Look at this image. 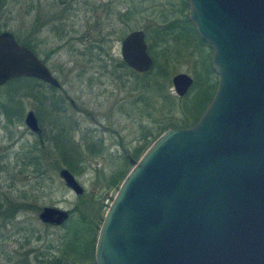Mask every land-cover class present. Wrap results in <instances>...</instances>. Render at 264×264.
Wrapping results in <instances>:
<instances>
[{
    "label": "water",
    "instance_id": "95a60500",
    "mask_svg": "<svg viewBox=\"0 0 264 264\" xmlns=\"http://www.w3.org/2000/svg\"><path fill=\"white\" fill-rule=\"evenodd\" d=\"M187 19L210 49L215 91L195 124L162 132L119 184L99 226L94 264H264V0H186ZM122 62L152 66L141 30L120 42ZM32 77L57 85L9 33L0 34V84ZM183 97L192 85L176 74ZM25 126L39 133L28 113ZM75 196L83 189L61 169ZM68 213L44 207L43 225Z\"/></svg>",
    "mask_w": 264,
    "mask_h": 264
},
{
    "label": "rangeland",
    "instance_id": "374dc122",
    "mask_svg": "<svg viewBox=\"0 0 264 264\" xmlns=\"http://www.w3.org/2000/svg\"><path fill=\"white\" fill-rule=\"evenodd\" d=\"M106 1L110 2L108 7L102 5ZM27 2L1 0L0 29L9 30L18 39L26 40L28 28H36L39 22L42 30L35 41H47V38L44 39L43 28V20L47 15L45 11H48L47 7L50 5V12L62 5L66 14L65 26L73 25L76 27V34L81 36L85 33L86 24L98 27L100 36L96 44L103 46L98 48L96 56L92 50L87 51L95 61L84 69L82 63L85 59L70 57L64 47L57 53L49 54L52 67L60 63L66 71L73 65L70 61H73L85 72L83 76L70 75L65 80L68 99L75 107L72 108L66 101L65 136L64 133L61 134L64 136L61 140L65 152H61V147L52 142L40 147L38 140L26 132L22 120H18L15 126H8V131L0 126V264H56L58 260L64 263L66 261L61 257L65 248L63 238L66 232L62 228L64 223L59 227L41 224L38 220L40 209L52 207L73 216L80 214L89 230L98 229L117 190V185L114 184L116 179L131 168L123 153L128 151L133 154L141 146L143 139L151 140L157 126L176 122L182 115L186 116L182 112V115L179 114L180 107L186 99L188 101L193 98L196 89L189 87L184 97H177L170 80L176 74H185L192 79L193 84L196 68L192 66L193 59L207 56L210 49L202 46L193 50L195 39L189 45H183L185 39L176 42L183 37L181 33L189 26L185 22L188 10L187 6L183 7V0ZM58 2L60 3L57 4ZM54 24H50L53 29ZM135 30L143 31L147 53L155 60V66L161 65L165 57L170 68L168 79L162 80L152 76L153 74L145 80L141 79V83L151 84L143 89L141 85L135 89L139 82L137 78L114 69L120 60L121 39ZM163 34H166L165 41L161 42L159 37ZM186 35L191 37L192 33L188 32ZM99 39H104L107 43H102ZM56 45L57 42L51 38L48 44L40 45L39 57L45 58L47 48L51 49ZM171 50H181V56L165 53ZM187 52L190 58L183 56ZM156 68L154 73L157 72ZM213 79L216 83L214 75ZM11 88H15V84ZM180 99L185 100L183 102ZM17 101L16 106L2 97L0 112L17 108L23 117L30 106L27 107L23 95H19ZM36 109L38 112L34 114H37L40 126L50 129L52 133L56 128L53 124L46 123L42 107L36 106ZM58 120L57 128L58 125L63 128L61 117ZM10 129L12 132L16 129L15 135L12 132L10 135ZM14 136L17 143L12 141ZM60 168L66 169L73 176L83 189L82 195L75 196L63 185L57 175ZM72 258L69 256V259ZM71 260L69 264H92L90 261L76 263Z\"/></svg>",
    "mask_w": 264,
    "mask_h": 264
},
{
    "label": "flooded vegetation",
    "instance_id": "af4514ba",
    "mask_svg": "<svg viewBox=\"0 0 264 264\" xmlns=\"http://www.w3.org/2000/svg\"><path fill=\"white\" fill-rule=\"evenodd\" d=\"M27 1H28L27 2L28 4L29 1H32V0H27ZM0 3H1V0H0ZM59 3L60 2H58L57 4ZM102 5L105 7H108L110 5V2L106 1ZM50 6L47 7L48 11L47 10L45 11L47 13V15H45L46 19L43 20L45 21V24L43 25V28H45L44 39L47 38L49 40L51 38L52 40L57 42V45L51 49L47 48V51L45 52L47 53V55L45 56V58L39 57L40 56L39 46L42 44L43 46L45 44H48V40L42 41V42L35 41L36 36H38L40 31L42 30L40 29L42 25L39 22L36 28H28V32H27L28 36L26 40L18 39V36L9 30L0 29V34L9 33L17 45L30 51L35 56V58L41 63V65L48 71L49 75L57 83V85H51L50 83L43 82V81H40L32 77H19V78L9 79L5 81L4 83L0 84V101L2 97H5V99L9 102V104H13L17 106V103H18L17 97L19 95H23L26 99L27 107L30 106L28 110H26V112L24 113L23 117H22V112H18L17 108L7 109V111L3 110L4 112H0V126L7 129L8 126L9 127L15 126L18 123V120H22V124L25 127L26 132H28L29 135H31L33 138H36L38 140L37 143L40 145V147H44V145H48V144L50 145V143L52 142L55 145L61 147L59 149L61 152L62 151L65 152V146L63 145V140H61V138L65 136L64 112H65L66 101L69 102L72 108H75L73 105V102L70 99H68V96H67V92L65 88L66 77H69L70 75L71 77L83 76L85 73L83 72V69L86 68L88 65H90L93 61H95V59L92 58L93 56L90 57L87 51L92 50V52H95V56H96L98 48L103 47V46L101 44L99 46L96 44V40L100 36V29L98 27L93 28L92 24L91 25L86 24V28L84 27L85 33L82 36L81 34L80 35L76 34V31H75L76 27H74L73 25H69L68 27L65 26L64 21L66 19V14L65 12H63V9L61 8L62 5L56 8H53L52 12H50L51 10ZM36 9H37V12L40 14V8L37 6ZM32 12H34V8H32ZM50 24L55 25L54 29ZM51 33H55V34H51ZM99 40L102 43L103 42L107 43V41L104 39H99ZM61 47H64L67 49V52L70 54L69 55L70 57L77 56V57H81L85 59V61L82 63L83 69L80 68V66H77L76 63L73 61H70L71 63H73V65L69 68V70H66V71L64 70L63 65L60 63H57L55 67H52L50 60H49V54L57 53ZM120 61L122 62L121 58H120ZM68 63L69 61L67 62V64ZM13 84H15V88H11V85ZM36 106H39L40 108L42 107V112H44V116H45L44 120L46 121V123L53 124V126L56 128L52 131V133L50 129H46L44 127L42 128V126H40L39 120H38L39 118L37 117V114L36 116L34 114V112H38V110L36 109ZM28 113H32L33 117L36 120V125L39 129V133L37 134L31 132L24 124L25 117ZM55 116H58V117H55ZM59 117H61V120H62L61 125L63 126V128H61L60 125H58V128H57V124H59L58 123ZM73 123L75 124V122ZM9 132H10V135H12V133L15 135L16 129L13 132L10 129ZM63 133H64V136H61V134ZM52 134L54 135L52 136ZM12 141H14V143L18 142L16 136H14V140ZM123 154H124L123 157L128 162L129 152L127 151ZM60 170L61 168L58 170V172Z\"/></svg>",
    "mask_w": 264,
    "mask_h": 264
},
{
    "label": "trees",
    "instance_id": "16d2710c",
    "mask_svg": "<svg viewBox=\"0 0 264 264\" xmlns=\"http://www.w3.org/2000/svg\"><path fill=\"white\" fill-rule=\"evenodd\" d=\"M183 7L186 8V0H183ZM185 22L189 25L187 30L184 31V33L188 34V32L192 33V36L190 37L189 35H186L184 33H181L183 37H180L179 40H175L176 42L180 41L181 39L184 40L183 45H189L191 43L192 39H195V43L193 45V50L198 47L205 46L201 43L198 35L196 34L193 26L189 23L188 19H185ZM165 35L163 34L161 38L159 37V40L161 42L165 41ZM195 37V38H194ZM191 38V39H190ZM206 47V46H205ZM208 48V47H207ZM209 49V48H208ZM192 50V51H193ZM170 52V53H168ZM165 52L168 55H176V56H181V50L176 51V50H171ZM195 52V51H194ZM155 56V55H154ZM165 56V54H164ZM183 56H186L190 58L189 52L184 53ZM152 59V58H151ZM192 66H195L196 68L194 69V81L191 87L193 89H196V93L193 95V98H190L188 101L187 99H180V100H185L184 103H182L179 114L182 115V113L186 114V116L182 115V118L176 122H171L164 124L162 126H157L156 133L153 135V138L149 141L143 139V142L141 143V146H139L135 152L132 154V152L129 153V157L132 160H137L143 152L148 148V146L166 129L168 128H188L192 126L199 118L200 114L204 110L205 106L210 102L213 93L215 91V81L213 79L212 71L210 69V50L209 53L204 56H201L199 59L194 60L193 59V64ZM156 68L157 72H153V70ZM114 69L119 71L122 70L124 73L135 77L139 80L138 84L136 85L135 89L138 88V86L141 87V89L149 87V83L143 82L141 83V79L145 80L148 78V76L152 75L155 76L156 78H160L162 80L168 79L169 73V63L167 61V58L163 57L161 65L155 66V60H152V66L150 70L147 73L144 74H136L135 72L129 70L124 63H122L120 60L116 63L114 66ZM212 77V80H211ZM136 80V81H138ZM184 97V96H183ZM182 112V113H181ZM147 135V134H146ZM127 173H124L120 175L116 179V182L114 183L115 185L120 184L122 179ZM116 187V189H117ZM111 200V199H110ZM101 222V221H100ZM62 228L65 230V236L63 238V255L61 256L66 262L62 263L60 260L56 261V264H69L71 259H69V256H72V260L76 261V263H85L87 261L93 262V250H94V244L96 240V232L98 229H91L89 230L86 224L85 219L80 215L76 214L75 216L70 215L68 212V219L64 222L62 225ZM97 228V226H96ZM99 228V226H98Z\"/></svg>",
    "mask_w": 264,
    "mask_h": 264
}]
</instances>
